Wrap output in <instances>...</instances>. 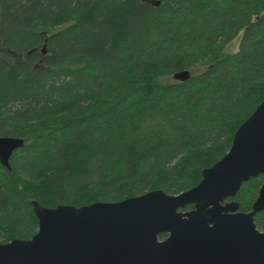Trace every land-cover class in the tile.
<instances>
[{
  "label": "trees",
  "instance_id": "1",
  "mask_svg": "<svg viewBox=\"0 0 264 264\" xmlns=\"http://www.w3.org/2000/svg\"><path fill=\"white\" fill-rule=\"evenodd\" d=\"M263 102L264 0H0V136L25 143L0 163V245L38 233L36 204L195 188ZM263 184L228 201L249 213Z\"/></svg>",
  "mask_w": 264,
  "mask_h": 264
},
{
  "label": "water",
  "instance_id": "2",
  "mask_svg": "<svg viewBox=\"0 0 264 264\" xmlns=\"http://www.w3.org/2000/svg\"><path fill=\"white\" fill-rule=\"evenodd\" d=\"M190 78L189 71L173 76L179 82ZM24 145L23 139L0 136V163L10 169L11 157ZM263 174L264 102L195 188L83 207L36 204L38 233L1 244L0 264H264V232L255 223L264 212V184L249 213L228 201ZM190 205L194 209L185 211Z\"/></svg>",
  "mask_w": 264,
  "mask_h": 264
},
{
  "label": "rangeland",
  "instance_id": "3",
  "mask_svg": "<svg viewBox=\"0 0 264 264\" xmlns=\"http://www.w3.org/2000/svg\"><path fill=\"white\" fill-rule=\"evenodd\" d=\"M241 37L242 34H240L237 38H235V40L230 45L227 46L225 50L227 54H233L239 50Z\"/></svg>",
  "mask_w": 264,
  "mask_h": 264
}]
</instances>
